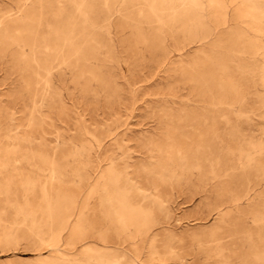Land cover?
I'll return each mask as SVG.
<instances>
[{
  "label": "rangeland",
  "instance_id": "obj_1",
  "mask_svg": "<svg viewBox=\"0 0 264 264\" xmlns=\"http://www.w3.org/2000/svg\"><path fill=\"white\" fill-rule=\"evenodd\" d=\"M182 2L0 0V264H264V0Z\"/></svg>",
  "mask_w": 264,
  "mask_h": 264
},
{
  "label": "bare ground",
  "instance_id": "obj_2",
  "mask_svg": "<svg viewBox=\"0 0 264 264\" xmlns=\"http://www.w3.org/2000/svg\"><path fill=\"white\" fill-rule=\"evenodd\" d=\"M197 1H198V0H197ZM199 1H200V0H199ZM183 2H184V0H183ZM183 2H182V3H183ZM231 2H232V1H231ZM233 2H234V0H233ZM177 3H178V2H177ZM211 3H212V2H211ZM196 4H197V3H196ZM244 4H245V3H244ZM209 5H210V4H209ZM212 5H213V4H212ZM237 6H238V5H237ZM185 7H186V6H185ZM201 8H202V7H201ZM201 8H200V9H201ZM249 9H250V8H249ZM261 9H262V8H261ZM254 10H256V9H254ZM182 11H183V10H182ZM186 11H187V10H186ZM241 11H242V10H241ZM252 12H253V11H252ZM208 13H209V12H208ZM259 13H260V12H259ZM185 14H186V13H185ZM251 14H252V13H251ZM244 18H245V17H244ZM219 20H220V19H219ZM254 23H255V22H254ZM215 24H216V23H215ZM206 26H207V25H206ZM205 28H206V27H205ZM259 29H260V28H259ZM197 30H198V29H197ZM261 30H262V29H261ZM206 38H207V37H206ZM262 44H263V43H262ZM56 237H57V236H56ZM58 237H59V236H58ZM58 237H57V238H58ZM52 239H53V238H52ZM59 239H60V238H59ZM53 240H54V239H53ZM53 240H51V241H53ZM57 241L59 242V240H57ZM53 242H54V241H53ZM55 242H56V241H55ZM43 246H44V245H43ZM55 246H56V245H55Z\"/></svg>",
  "mask_w": 264,
  "mask_h": 264
}]
</instances>
